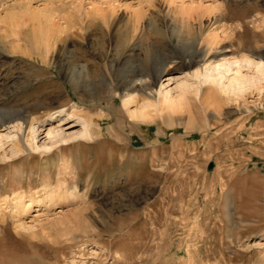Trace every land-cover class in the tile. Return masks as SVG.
Returning a JSON list of instances; mask_svg holds the SVG:
<instances>
[{
	"label": "rangeland",
	"instance_id": "374dc122",
	"mask_svg": "<svg viewBox=\"0 0 264 264\" xmlns=\"http://www.w3.org/2000/svg\"><path fill=\"white\" fill-rule=\"evenodd\" d=\"M241 57L264 63V0H0V134L25 148L0 143V264H264V81L123 107Z\"/></svg>",
	"mask_w": 264,
	"mask_h": 264
},
{
	"label": "bare ground",
	"instance_id": "6f19581e",
	"mask_svg": "<svg viewBox=\"0 0 264 264\" xmlns=\"http://www.w3.org/2000/svg\"><path fill=\"white\" fill-rule=\"evenodd\" d=\"M212 11V10H211ZM42 15V14H41ZM47 16L38 17L44 19L46 21ZM37 18V19H38ZM39 19V20H41ZM62 28L61 25H58ZM58 28V27H57ZM59 28V29H60ZM65 28V27H64ZM43 31V32H41ZM43 29H38V31L34 32V39L42 44L43 50L47 52V39L46 33ZM193 60L187 61L186 64L190 66ZM248 72L244 73V70ZM155 72L160 73L159 70ZM154 78H156L154 76ZM192 78V82L189 80ZM166 84L163 83L160 85L156 93V99L154 96H149L150 100L144 101L141 105L138 104L134 100V97L131 95H125L123 100V107L127 110V113L130 114L131 117L135 119H142L147 123L152 120V112L161 111H172L178 110L182 106V103L186 101V97L190 95V93H194L193 96L196 97L197 100H201V93L205 90L216 89L221 98L226 101H236L240 102L241 98L244 94L247 95L248 91L256 90L258 84H261L264 81V63L255 62L247 57H241L239 59H223L218 61H213L206 64L203 68L196 67V69L189 75V77L184 78V80L176 83L175 87H169V83L171 80H165ZM204 94V93H203ZM203 98V97H202ZM208 100V99H207ZM204 99L202 100L203 103ZM206 102V101H205ZM208 102V101H207ZM206 102V106L208 107V103ZM205 104V103H204ZM135 106V110H130V106ZM139 105V106H138ZM182 108V107H181ZM208 109V108H207ZM155 116V114H154ZM1 117V116H0ZM139 120V121H140ZM141 120V121H142ZM3 119L0 118V123L3 124ZM143 123V122H142ZM88 125H84L81 132L76 134L75 136L69 137H59L58 131H52L51 129L47 131L46 137L44 139V143L42 147L47 151L54 148L57 144L63 143L64 145L68 144L70 139L76 138L78 136H87L90 131H88ZM8 128V127H7ZM6 128V129H7ZM12 128L16 129V132L21 131V126L16 122L12 126ZM9 129V128H8ZM4 130V129H3ZM38 132V127H34L32 125L28 128L29 137L25 139V147L28 149H38L40 148L35 144V134ZM12 133V132H11ZM27 133V134H28ZM89 136V135H88ZM7 139H15V143L13 142L12 147L10 149L11 155H18L23 152V145L19 141L17 134L10 135V132L7 134H0V143L1 140ZM47 141V143H46ZM5 156V155H4ZM18 204V203H17ZM20 202L17 208H20ZM23 209L20 208L17 210V216L23 213ZM37 216V215H35Z\"/></svg>",
	"mask_w": 264,
	"mask_h": 264
}]
</instances>
